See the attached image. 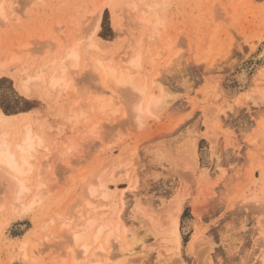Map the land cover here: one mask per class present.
<instances>
[{"label":"rangeland","instance_id":"obj_1","mask_svg":"<svg viewBox=\"0 0 264 264\" xmlns=\"http://www.w3.org/2000/svg\"><path fill=\"white\" fill-rule=\"evenodd\" d=\"M11 1L10 20L0 15V67L14 74H0V110L26 116L48 149L35 157L45 184L33 209L11 207L0 177V264H126L118 253L132 231L143 264H264V0ZM93 35L105 58L141 52L139 77L168 95L160 115L138 119L128 87L109 97L87 52L65 91L20 90L18 69L77 42L88 48ZM179 208L177 245L168 223ZM107 216L102 252L86 226Z\"/></svg>","mask_w":264,"mask_h":264},{"label":"bare ground","instance_id":"obj_2","mask_svg":"<svg viewBox=\"0 0 264 264\" xmlns=\"http://www.w3.org/2000/svg\"><path fill=\"white\" fill-rule=\"evenodd\" d=\"M7 7L10 9L8 14H12V1L0 0V15H3L7 18V20H10V17L6 16ZM147 21L148 20L141 18L140 22L145 24ZM98 29L99 24L96 27V31ZM104 49L102 41L96 35L91 37L88 48L82 47L79 42L74 43L69 48L65 49L64 52L60 54L59 58L48 61L44 65H39L34 68L23 66L21 69H18L20 74L18 76L16 75L18 86L20 90L28 96L34 95L38 90H40L41 93H50L55 90L57 92L65 91V89H67L70 85L75 68L79 67L83 54L87 52L86 54H89L88 60L90 61L91 69L94 70V73L96 72L101 76L104 83H110V85L107 84L105 88L109 92L106 93L109 97L112 98L116 96L118 89L120 90L121 87H128V89L130 88V90H133V94L136 98V104L133 109L137 111L138 119L142 118L143 114L151 116L160 115L159 113H161L164 107L168 104V102L166 104L168 95L161 86L158 93L152 91L148 79H146V77H139L143 66L141 52L136 51L134 56L128 57L124 59V61H115L114 58L108 56L105 58V54H103ZM8 63L9 62L6 61L1 64L0 74L2 72H8V70L11 72L13 71V69L6 70ZM18 70L15 71L18 72ZM13 72L12 75L14 74ZM150 83L152 82L150 81ZM165 94L167 95L166 100ZM78 109L74 112V117L79 119L82 117V113L79 112ZM25 117H18L16 114H6L0 110V177L4 178L6 180L5 182L8 181V184L11 187L10 189H12V201L10 200V206L13 207L14 203H19L18 207L22 208L23 211H28L33 209V207L43 198L39 189L42 188L45 181H43L44 178L41 176L42 172L39 170L41 166L37 167L38 165H36L38 160L36 159V161L35 157L38 156L37 153L40 147L47 150L48 145L46 144L47 138L44 131L35 129L36 127L34 128L32 122ZM94 128H96V126L89 129L90 133H95ZM194 134L192 135L193 137L195 136ZM190 141H192L191 146L195 149L196 146L194 138H191ZM187 144L190 145L191 142ZM187 144L184 148L185 150L188 146ZM192 149H189V151L194 154L193 157H197V154L194 153L195 150L193 151ZM189 151L188 153H190ZM160 153H162V151ZM154 155L159 161L161 154L155 152ZM218 157L219 156H217V158ZM183 158H185V156ZM187 162L189 163L192 161L189 160ZM195 164H197V161H195L193 165L195 166ZM194 166L192 167V170L195 168ZM189 172L190 171H188V174ZM206 173L208 174V171H206ZM130 179V181L134 183L133 189L137 193L139 191L137 184L139 181L137 172L133 173L132 170ZM28 196L31 197L26 202L25 199ZM124 204L126 203L122 199V207H120L121 210L119 209V211L122 212ZM90 208L94 209V207ZM92 209L89 210L91 211ZM181 209L182 208H179L176 213L172 215L170 222L168 223V225H170L169 228H171L170 230L172 231V239L178 243L177 245L182 243L179 219ZM20 210L21 209H19V213L23 212ZM118 218L120 223L122 222L121 224L125 225L122 214L119 213ZM112 224H114V221L107 216L100 221L91 220L86 226L88 231H91L92 228L96 227L95 242H100L96 249H99L102 252L108 251L106 245L110 246L111 244V234L108 235L105 241H102V235L105 229ZM117 228H119V226H116V229ZM82 232V229L80 232L77 231V236L75 237L77 244L81 240ZM138 242H141L140 245H143L142 239L138 238L136 232L132 231L129 235L125 233V240L121 243V248L118 253L124 263L143 264V258L138 256L136 252V247L139 246ZM194 242H196V240ZM93 250L91 246L85 244L83 245L82 252L84 254L92 253V255H89L91 261L98 263L101 261L100 254L97 250ZM179 260L184 261L182 258ZM209 264H212L211 259L209 260Z\"/></svg>","mask_w":264,"mask_h":264}]
</instances>
